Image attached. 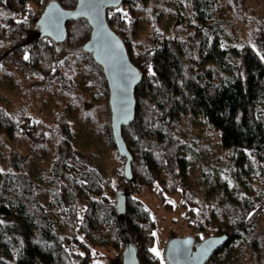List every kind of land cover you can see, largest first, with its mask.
<instances>
[{"label": "trees", "instance_id": "obj_1", "mask_svg": "<svg viewBox=\"0 0 264 264\" xmlns=\"http://www.w3.org/2000/svg\"><path fill=\"white\" fill-rule=\"evenodd\" d=\"M49 1L0 0V61L12 59L27 75L36 77L33 81L39 87L59 85L71 91L78 90L73 69L84 59L98 72L107 91L100 65L81 49L90 34L86 20L69 22L62 43L38 32L36 20ZM57 1L66 8L76 2ZM231 1L238 4L240 0ZM149 2L152 10L168 7L160 0H123L106 11L109 26L124 41L129 60L141 72L134 91V119L122 130L132 156L131 178H124V160L119 156L123 162L115 169V186L93 162L74 166L71 161L76 154L70 147L65 152L62 138H57L44 201L30 175L19 169L0 170V264H103L100 249L124 250L126 242L135 247L138 264H167L164 255L150 251L156 221L141 198L144 190L156 188L157 198L170 210L167 196L178 197L187 235L194 236L195 243L216 234L227 236L226 244L206 264H214L228 245L246 237L264 214V47L255 40L253 45L241 41L227 47L214 29L205 30L214 0H177L169 6L188 4L193 21L184 19L182 31H157L136 52L135 12ZM262 23L259 32L264 42V16ZM182 116L200 117L220 134V144L237 166L235 177L244 183L252 179L246 176L247 166L240 157L253 156L256 188L232 197L226 182L217 177L214 182L221 196L213 210L200 200L182 177V142L175 136ZM109 121L107 114V127ZM38 122L33 115L14 113L0 104V135L30 133ZM108 139L113 143L110 131ZM160 170L166 174V186L158 181ZM117 190L125 193L123 213L117 208ZM214 210L220 221L213 219Z\"/></svg>", "mask_w": 264, "mask_h": 264}, {"label": "rangeland", "instance_id": "obj_2", "mask_svg": "<svg viewBox=\"0 0 264 264\" xmlns=\"http://www.w3.org/2000/svg\"><path fill=\"white\" fill-rule=\"evenodd\" d=\"M176 1L166 3L160 0L159 4H166L167 9L152 10L150 2L145 8L136 9L137 21L133 28V40L137 42L136 52L157 31L166 34L182 31L186 25L184 19L189 23L193 21L190 19L188 4L169 6ZM212 4L206 31L214 29L227 47L239 45L241 41L253 45L254 40L264 47L263 37L259 32L263 24L264 0H240L238 4L231 0H214ZM232 59L237 64L238 60ZM76 64L73 75L78 90L73 87V90L66 91L59 85L39 87L33 81L36 77L27 75L12 59L0 61V104L8 111L30 114L39 121L30 133L0 135V170L19 169L30 175L40 186L39 197L43 201L47 199L43 189L48 170L57 156V138L66 142L65 152L69 147V151L75 152L76 158L73 157L71 164L81 168L86 163L93 162L100 172L110 178L113 186L118 182L115 169L123 162L108 139V96L98 79V72L84 59ZM176 125L175 136L182 142L179 156L183 180L190 189L197 191L200 200L206 201L210 209L221 196L214 178L218 177L226 182L225 187L233 194L232 197L256 188V162L253 156L250 159L245 155L240 157L247 166L246 176L252 179L244 183L236 179L237 166L228 150L220 144V134L212 126L205 124L200 117L189 116L180 117ZM157 178L161 185H167L165 172L160 170ZM155 191L156 188L144 190L141 198L154 215L156 235L153 247L162 256L172 237L187 235L189 231L184 223L185 212L178 197L167 196L165 202L172 203L170 210L159 201ZM48 210L53 212L52 208L48 207ZM214 212L213 219L220 221L217 211ZM122 250L100 249L102 255L99 260L103 264H122ZM214 264H264V214L258 218L248 235L228 245Z\"/></svg>", "mask_w": 264, "mask_h": 264}, {"label": "water", "instance_id": "obj_3", "mask_svg": "<svg viewBox=\"0 0 264 264\" xmlns=\"http://www.w3.org/2000/svg\"><path fill=\"white\" fill-rule=\"evenodd\" d=\"M123 0H76L73 8L62 7L57 0L49 1L36 20L40 35L49 37L55 43H62L66 37L69 22L84 19L90 27L89 37L81 49L90 53L93 61L101 67L107 86L109 107V128L117 154L124 160L122 171L126 179L131 178L132 156L122 137L124 126L129 125L135 113V88L141 72L129 60L124 41L112 30L106 19L108 8H116ZM119 213L125 207V193L116 191ZM225 234L208 236L195 243L194 236L172 237L167 244L164 257L167 264H206L213 254L226 244ZM188 241L189 243H185ZM122 264H138L135 247L126 242L122 251Z\"/></svg>", "mask_w": 264, "mask_h": 264}, {"label": "snow or ice", "instance_id": "obj_4", "mask_svg": "<svg viewBox=\"0 0 264 264\" xmlns=\"http://www.w3.org/2000/svg\"><path fill=\"white\" fill-rule=\"evenodd\" d=\"M82 2H83V0H82ZM261 58L264 59V57H261ZM24 59H28V57L25 56ZM149 70L151 71V69H149ZM152 235L155 236L156 233L153 232ZM185 243H189V242L188 241H185ZM150 251L153 252L156 256H160V252L157 251V249L155 247H153L152 249H150Z\"/></svg>", "mask_w": 264, "mask_h": 264}]
</instances>
